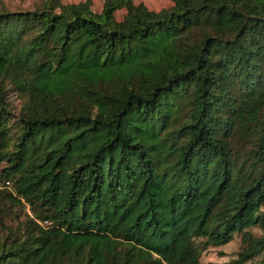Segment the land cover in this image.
<instances>
[{
  "label": "trees",
  "instance_id": "1",
  "mask_svg": "<svg viewBox=\"0 0 264 264\" xmlns=\"http://www.w3.org/2000/svg\"><path fill=\"white\" fill-rule=\"evenodd\" d=\"M170 1L0 9V264H200L237 231L239 263L264 252V0Z\"/></svg>",
  "mask_w": 264,
  "mask_h": 264
},
{
  "label": "rangeland",
  "instance_id": "2",
  "mask_svg": "<svg viewBox=\"0 0 264 264\" xmlns=\"http://www.w3.org/2000/svg\"><path fill=\"white\" fill-rule=\"evenodd\" d=\"M40 0H0V9L7 10H25L32 8ZM63 2H72L79 0H61ZM91 6L94 10H100L102 6V0H90ZM135 2H143L150 9L158 10L163 7L171 5L170 0H134ZM124 9H118L115 11L116 18H121ZM3 89L5 90L6 98V108H5V117L7 118L6 126L10 127V132L13 133L15 130V122L17 120V115L19 114L22 106L24 105L26 95L17 91L14 86L5 81L3 83ZM15 138V136H14ZM13 138L9 140V146H12ZM5 162L0 163V170L5 165ZM8 186L11 187V180H0V187ZM264 208V205L262 206ZM3 213V218L6 224H9L11 227H20L24 228V221L26 219L27 213L30 214L29 208L25 205L23 206H8L5 207ZM20 226H18L19 224ZM245 230L251 231L254 234H261L262 229L259 226H249ZM1 233V232H0ZM242 231L235 232L230 241L225 244L220 245H211L205 249L201 250L199 261L200 264H241L237 261L238 250L241 245ZM242 264H264V252H261L254 257L242 262Z\"/></svg>",
  "mask_w": 264,
  "mask_h": 264
}]
</instances>
